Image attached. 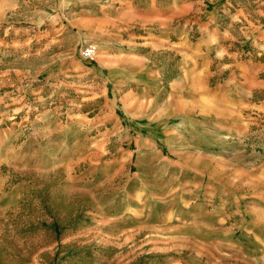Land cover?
Masks as SVG:
<instances>
[{"label":"rangeland","instance_id":"obj_1","mask_svg":"<svg viewBox=\"0 0 264 264\" xmlns=\"http://www.w3.org/2000/svg\"><path fill=\"white\" fill-rule=\"evenodd\" d=\"M207 22L231 54L210 83L249 99L241 133L177 121L148 142L100 124L122 95L97 68L114 29L199 43ZM263 177L264 0H0V264H264ZM129 204L142 222L125 230L112 220ZM176 211L189 223L174 229Z\"/></svg>","mask_w":264,"mask_h":264},{"label":"crops","instance_id":"obj_2","mask_svg":"<svg viewBox=\"0 0 264 264\" xmlns=\"http://www.w3.org/2000/svg\"><path fill=\"white\" fill-rule=\"evenodd\" d=\"M185 5L191 7V3ZM133 11H136V8H133ZM133 28L128 29L130 32L121 27L114 29L110 37L114 35L115 42L112 43L117 49L116 52L102 53L104 55L97 61V68L102 72L105 70L108 78L113 83H117L120 92L122 91L120 104L117 106L116 103H108V109L104 114L108 116L104 123L100 124H111L120 135L128 133L132 126L139 127L135 134L139 138L137 140L148 142L159 138L160 135L172 137L169 131L171 125L167 124L174 125L177 121L184 124L187 122L192 125L199 124L204 128H202V139L219 137L220 131L225 135L241 133L242 129H245L244 115L245 111L250 109L249 99L232 95L230 80L210 83L212 77L222 72L227 57L231 56L228 47L230 44H226L229 40L226 30L222 33L217 26H211V23L207 22L203 28V32L206 33L202 34V41L198 43V41H186L179 31V35L170 37L164 34L161 36L145 33L141 27ZM96 30L93 29L91 33ZM125 32L128 33L127 37ZM203 47L206 49H202ZM164 49H169V54L173 52L176 59V73L169 82H165L166 70L162 71V65L156 62L166 58L168 52ZM240 67L243 72L244 67ZM130 83H132L130 88L122 90V85ZM106 90L108 93L107 87ZM236 120L242 124L236 123ZM212 148L215 149V146ZM192 153L194 151H181V154L187 157L192 156ZM258 178L263 180L262 176ZM141 190L138 188L126 196L134 200L141 198L138 195L141 194ZM185 194L190 195L184 189L180 194L182 197L180 196L176 201L185 205L183 202L187 198ZM149 195L151 198H157L153 190ZM150 203L152 204L153 201ZM140 215L138 208L129 204L127 208L120 210L112 221H120L125 224L121 228L130 230L126 226L131 225L127 223L142 222L138 219ZM169 216L172 221L176 220L174 225L170 224L174 229L189 223L186 220L187 215L182 214L181 211H176L175 214L172 212ZM165 220L170 221L168 217ZM170 226L168 227L171 228Z\"/></svg>","mask_w":264,"mask_h":264},{"label":"built area","instance_id":"obj_3","mask_svg":"<svg viewBox=\"0 0 264 264\" xmlns=\"http://www.w3.org/2000/svg\"><path fill=\"white\" fill-rule=\"evenodd\" d=\"M95 53V49L92 46H87L86 48L82 49L81 54L84 59L92 58Z\"/></svg>","mask_w":264,"mask_h":264},{"label":"bare ground","instance_id":"obj_4","mask_svg":"<svg viewBox=\"0 0 264 264\" xmlns=\"http://www.w3.org/2000/svg\"><path fill=\"white\" fill-rule=\"evenodd\" d=\"M208 103H209V101H208ZM208 107V106H207Z\"/></svg>","mask_w":264,"mask_h":264}]
</instances>
